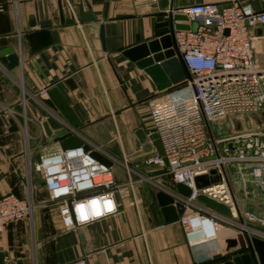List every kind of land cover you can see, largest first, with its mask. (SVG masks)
Instances as JSON below:
<instances>
[{
	"label": "crops",
	"instance_id": "0c3cea01",
	"mask_svg": "<svg viewBox=\"0 0 264 264\" xmlns=\"http://www.w3.org/2000/svg\"><path fill=\"white\" fill-rule=\"evenodd\" d=\"M230 2L0 0V53L11 50L18 58L12 69L0 58V197L12 193L35 205L30 219L0 232L4 264H225L228 260L222 257L241 248L230 245L244 233L264 240V228L247 224L242 216L264 217V195L251 187L245 192L231 169L240 215L223 222L216 239L190 244L179 220L165 222L157 195L165 192L177 202L183 197L166 168L145 164L157 151L151 142L141 144L136 132H149L153 106L173 89L159 92L151 77L124 56L157 38V20L169 10ZM243 2L264 12V0ZM81 8L93 20H83ZM251 35L256 59L264 66V26L252 29ZM53 88L80 120L70 135L107 155L122 189L117 215L75 231L64 229L59 205L51 203L44 178L36 171L41 158L63 151L62 139L48 138L41 127L51 113L43 101ZM11 122L17 131H10ZM244 170L250 178L248 168Z\"/></svg>",
	"mask_w": 264,
	"mask_h": 264
},
{
	"label": "built area",
	"instance_id": "2783aa9c",
	"mask_svg": "<svg viewBox=\"0 0 264 264\" xmlns=\"http://www.w3.org/2000/svg\"><path fill=\"white\" fill-rule=\"evenodd\" d=\"M155 1V0H153ZM1 11V8H0ZM74 15L73 10L71 9ZM184 15L197 30L175 31L173 49L184 65V83L160 99L150 113L149 135L156 134L164 156L145 160L147 166L166 168L175 185L191 191L183 197L179 217L190 244L217 238L223 222L230 219L198 201L200 196L227 206L238 217L229 167H248L249 176L264 183V133L239 132L217 137L213 124L238 115L264 116V66L256 59L251 31L264 26V12L243 0L228 5L199 4L169 10ZM42 98L47 90L40 92ZM41 158L36 171L45 181L51 203L59 205L66 231L110 218L119 213L117 194L121 188L108 159L91 143ZM241 169V168H239ZM214 172V173H213ZM207 177L211 186L197 189L195 179ZM35 205L15 194L0 197V232L6 226L31 218ZM207 211V212H208ZM247 224L264 228V217L242 213ZM198 224V227L195 225ZM247 224L243 228L247 229ZM200 238L194 240L195 235ZM77 264H85L84 260Z\"/></svg>",
	"mask_w": 264,
	"mask_h": 264
},
{
	"label": "water",
	"instance_id": "95a60500",
	"mask_svg": "<svg viewBox=\"0 0 264 264\" xmlns=\"http://www.w3.org/2000/svg\"><path fill=\"white\" fill-rule=\"evenodd\" d=\"M81 16L83 20H93L90 14H86L83 11V8H81ZM176 21L181 24L176 25ZM157 22V38L146 44L127 50L124 56L135 62L140 69L144 70L155 82L158 91L163 92L181 86L187 75L184 65L176 56L173 49L174 32L196 31L198 25L193 24L189 26L186 24L187 17L184 15L160 16ZM100 40L103 49L106 50L103 26L100 28ZM0 58L4 64H7L9 69L18 66V58L11 50L1 52ZM43 102L51 111L50 116L41 123V127L46 136L48 138L55 136L56 138L62 139L61 146L63 151L83 146V142L76 135H70L73 129L80 126V120L58 89H51L48 92V99ZM11 126V132L18 130L14 122H11ZM136 137L141 144L151 142L155 146L157 153L162 157L164 156L162 144L156 134L149 135L144 128H141L137 130ZM95 156L103 163L111 166V162L104 157L99 154H95ZM37 159L39 160V158ZM195 184L197 189H204L212 185L211 181L205 176L197 177ZM177 192L185 198L191 195L190 189L184 185H178ZM157 199L165 222L172 223L178 221L179 216L183 214L184 205L177 202L174 196L165 192H160L157 195ZM198 201L211 211L219 213L229 219L232 218V213L227 206L204 196H200ZM239 244L241 246L240 249H238ZM230 248L238 250L229 252L222 257V259L228 260L225 264H264V240L262 239L251 237L247 233H244V237L239 242H233ZM4 262L5 254L0 253V264H4Z\"/></svg>",
	"mask_w": 264,
	"mask_h": 264
},
{
	"label": "rangeland",
	"instance_id": "374dc122",
	"mask_svg": "<svg viewBox=\"0 0 264 264\" xmlns=\"http://www.w3.org/2000/svg\"><path fill=\"white\" fill-rule=\"evenodd\" d=\"M213 131L217 137H224L230 134L239 132H263L264 133V116L258 115H238L232 116L213 124ZM153 166V165H152ZM241 168V169H239ZM248 167L230 166L231 173L236 174L241 181V186L245 192L249 193V187L257 190L264 195V183L260 185L257 181L247 177L245 170ZM30 169V168H29ZM33 170V171H32ZM31 171L34 173V168L31 167ZM30 171V172H31ZM262 195V196H263Z\"/></svg>",
	"mask_w": 264,
	"mask_h": 264
},
{
	"label": "bare ground",
	"instance_id": "6f19581e",
	"mask_svg": "<svg viewBox=\"0 0 264 264\" xmlns=\"http://www.w3.org/2000/svg\"><path fill=\"white\" fill-rule=\"evenodd\" d=\"M195 227H198V224H196ZM199 238H200V235L197 234V235H195L194 240L196 241Z\"/></svg>",
	"mask_w": 264,
	"mask_h": 264
}]
</instances>
